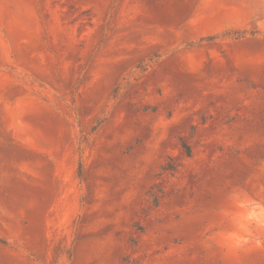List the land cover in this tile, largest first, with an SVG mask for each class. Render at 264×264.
I'll return each mask as SVG.
<instances>
[{
  "label": "rangeland",
  "instance_id": "1",
  "mask_svg": "<svg viewBox=\"0 0 264 264\" xmlns=\"http://www.w3.org/2000/svg\"><path fill=\"white\" fill-rule=\"evenodd\" d=\"M0 264H264V0H0Z\"/></svg>",
  "mask_w": 264,
  "mask_h": 264
}]
</instances>
